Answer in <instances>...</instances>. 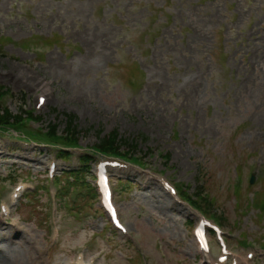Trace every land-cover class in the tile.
I'll list each match as a JSON object with an SVG mask.
<instances>
[{"label": "rangeland", "instance_id": "rangeland-1", "mask_svg": "<svg viewBox=\"0 0 264 264\" xmlns=\"http://www.w3.org/2000/svg\"><path fill=\"white\" fill-rule=\"evenodd\" d=\"M54 34L57 43L44 39ZM0 37V84L9 94L3 104L14 114L34 105L39 84L49 83L53 94L38 126L74 114L82 147L117 130L148 169L190 184L191 193L205 183L217 213L228 218L223 226L233 232L235 249L245 250L242 231L264 246L257 241L264 219L246 206L253 191L245 193L252 175L253 189L264 187V0H0ZM7 145L0 155L2 195L12 188V172L46 182V147ZM69 165H78L75 157L60 160ZM130 173L136 184L124 191V182L116 183L117 201L140 254L150 264L200 261L188 223L192 210L149 174ZM237 185L241 197L234 195ZM45 191L38 211L18 208L16 226L0 228V264H71L84 242L97 264H141L137 248L107 230L106 214L71 211L82 203L73 201L75 191L60 199L62 239L52 247L50 223L41 222L49 212Z\"/></svg>", "mask_w": 264, "mask_h": 264}, {"label": "trees", "instance_id": "trees-1", "mask_svg": "<svg viewBox=\"0 0 264 264\" xmlns=\"http://www.w3.org/2000/svg\"><path fill=\"white\" fill-rule=\"evenodd\" d=\"M3 92H4L3 87L0 86V94H2ZM26 114L31 115V113L27 112L24 109L21 110L19 114H14L9 108L0 109V125H1L0 127H7L8 125L15 124L16 122L19 121V119L23 118ZM56 116H57L56 122L53 120L49 121L50 128L48 131V136H50V138L52 139H56V137H58L57 132H58V128L60 124L65 123V130H64L66 133L65 140H67L68 142H76L78 139V134L81 132V130H79V127H78L77 116L71 113H64L65 120L63 121L60 119L58 120L59 115H56ZM120 142L122 141L121 139H119V133L117 130H114L109 135L100 138L99 147L102 148L103 150L117 153L119 152V149L123 145ZM129 150L125 152V154L131 153ZM129 156L132 157L134 155L131 153V155ZM88 167H89L88 160H84V166L82 167L80 171L75 172V173H70V174L66 173L63 175V177L59 179V181L64 180V179L66 180L67 183H64V186H63L66 193H68L70 188H72L73 186H83V187L90 186V183L87 181L88 171H89ZM205 188L206 187L204 185H199V190L195 195L200 196L201 199L198 201H195V203L198 204L202 208L203 207L206 208L208 211H212L214 209V202L211 198L205 197L203 195L202 192L205 190ZM248 191H253L254 197L252 201L248 200L246 206L248 208H250V206L257 208L259 210V213H258L259 218L260 219L263 218L264 217V187L260 189L259 191V190H254L252 186L247 185L245 188V193ZM243 192L244 191H242L241 195L239 194L238 196L241 197ZM184 193L190 197V195L186 191ZM94 194H95L94 189L90 188L88 195L84 196L85 199H84L83 204H90V202H93ZM31 199L33 201H37V199L33 196ZM219 217L223 221L228 220V218L224 214L220 215ZM231 225L234 226L233 223H231Z\"/></svg>", "mask_w": 264, "mask_h": 264}]
</instances>
